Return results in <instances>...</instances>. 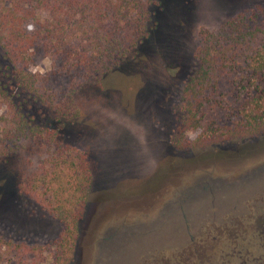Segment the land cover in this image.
Here are the masks:
<instances>
[{
  "label": "trees",
  "instance_id": "obj_1",
  "mask_svg": "<svg viewBox=\"0 0 264 264\" xmlns=\"http://www.w3.org/2000/svg\"><path fill=\"white\" fill-rule=\"evenodd\" d=\"M163 1L0 0V49L6 62L0 66V105L5 108L0 114V166L27 142L40 160L16 187L59 225L52 240L0 236V249L14 252L17 264H36L48 252L50 264H74L93 171L87 151L62 140L61 129L77 117L76 91L81 86L100 87L104 77L133 56L156 29ZM37 46L57 60L70 79L63 97L45 91L42 77L28 70L31 50ZM263 101L264 3H249L217 29L199 30L191 66L171 102L168 144L190 152L224 139L263 134ZM227 109L235 118L219 129L208 115ZM184 201L180 192L168 204ZM183 226V241L184 231L190 241L193 224ZM122 233L127 239L134 237L129 229L107 233L101 241H115ZM144 241H131L136 250L129 264H162L154 255L158 249ZM139 244L144 249H137ZM120 247L113 253L125 264L128 257ZM177 249L173 244L164 250L168 254Z\"/></svg>",
  "mask_w": 264,
  "mask_h": 264
},
{
  "label": "rangeland",
  "instance_id": "obj_2",
  "mask_svg": "<svg viewBox=\"0 0 264 264\" xmlns=\"http://www.w3.org/2000/svg\"><path fill=\"white\" fill-rule=\"evenodd\" d=\"M249 3L264 0H164L155 17L156 29L136 53L108 73L100 87L81 86L76 91L77 117L61 129V138L89 154L93 187L79 225L74 264H122L119 254L113 253L119 246L128 257L125 264H129L132 250H136L131 241L145 240L143 245L151 246L156 230L172 238V232L184 226L173 221L177 204H167L180 192L185 195L182 207L198 220L208 216L211 205L245 203L248 192L256 186L264 188V167L256 168L263 166L264 133L244 140L224 139L190 152L168 144L171 102L191 66L199 30L217 29ZM0 66H6L1 49ZM28 70L39 74L41 86L57 97H63L71 84L59 62L38 46L31 50ZM4 112L0 105V114ZM208 118L224 129L235 116L227 109ZM38 160L40 156L29 144L21 142L17 153L1 164L0 236L52 240L57 235L58 223L16 187L21 178L35 170ZM214 170L223 176L225 184L234 176L250 172L256 176H249L252 178L245 184L239 179L234 187L201 191L195 173ZM155 203L159 207L154 210ZM129 229L134 232L131 239L122 233L115 241H101L107 233ZM184 234L186 238V231ZM100 243L104 249H99ZM50 261L48 252L44 259H36V264ZM0 264H17L14 252L0 249Z\"/></svg>",
  "mask_w": 264,
  "mask_h": 264
},
{
  "label": "flooded vegetation",
  "instance_id": "obj_3",
  "mask_svg": "<svg viewBox=\"0 0 264 264\" xmlns=\"http://www.w3.org/2000/svg\"><path fill=\"white\" fill-rule=\"evenodd\" d=\"M262 163L263 166L259 164L256 168L264 167V161ZM253 173L234 176L229 184L224 183L223 176L216 170L197 171L195 175L201 191H212L222 190L224 185L234 187L239 179L242 184L250 182L256 176ZM153 206H156L154 210L159 207L156 203ZM175 206L178 208L173 221L180 225L186 223L187 227L191 222L195 231L192 232L190 241L188 239L186 242L183 241L181 230L172 232V242L169 233L154 231V242L151 245L150 239V245L158 249L154 255L162 260V264H264V188L256 186L252 192H248L245 203L221 204L215 207L211 205L208 216H201L198 220L188 218L191 215L181 203ZM242 210L244 212L241 213ZM173 244L180 249L169 251L172 254L169 257L164 249Z\"/></svg>",
  "mask_w": 264,
  "mask_h": 264
}]
</instances>
